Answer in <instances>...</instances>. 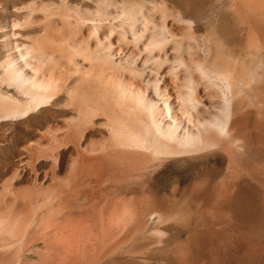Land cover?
Segmentation results:
<instances>
[{
  "label": "rangeland",
  "instance_id": "obj_1",
  "mask_svg": "<svg viewBox=\"0 0 264 264\" xmlns=\"http://www.w3.org/2000/svg\"><path fill=\"white\" fill-rule=\"evenodd\" d=\"M239 1L0 0V264H193L195 250L189 254L188 249L194 240L221 237L222 245L213 250L220 264H250L260 237L242 222L235 227L240 234L231 236L230 215L212 207L206 196L229 171L219 154L115 168L114 155L106 150L111 133L105 114L81 117V126L73 128L70 121L77 112L64 93L30 110L27 96L8 75L13 60L24 66L34 62L33 55L46 53V60L52 57L48 63L71 67L94 54L98 41L110 42L115 53L144 56L145 36L141 42L130 33L119 37L113 21L95 33L91 21L104 8L118 15L130 7L143 14L146 36L162 27L183 43L165 47L173 58L207 64L229 60L245 76L253 73L252 84L263 88L264 47L254 41L260 34L251 11L263 8L264 0ZM95 157L110 158V165L98 169V178L79 179L77 163ZM249 190L260 200L258 188ZM258 206L250 217L254 221L262 216V203Z\"/></svg>",
  "mask_w": 264,
  "mask_h": 264
},
{
  "label": "bare ground",
  "instance_id": "obj_2",
  "mask_svg": "<svg viewBox=\"0 0 264 264\" xmlns=\"http://www.w3.org/2000/svg\"><path fill=\"white\" fill-rule=\"evenodd\" d=\"M251 13L257 15L253 26L260 34L258 41H254L264 47V7L254 8ZM142 16L140 11L130 7H123L118 15L104 8L91 17V21L95 33L101 25L113 21L119 25V37L130 33L135 41L141 42L145 36L144 56L134 58L126 55L127 50L115 53L110 42L106 46L98 41L94 54L79 61L73 58L77 62L71 67L70 63L69 66L61 64V67L58 63H48L52 57L46 60L47 53L33 55L34 62L24 66L13 60L14 63H9V81L27 96L26 105L30 110L54 101L59 92L64 93L77 112V117L70 121L73 128L81 126V117L105 114L111 133L106 150L114 155L111 166L115 168H148L154 161L163 163L169 157L184 159L219 154L228 162L229 171L206 196L213 200H210L214 204L212 207L224 209L230 215L231 226H228L234 233L231 236L240 234L235 227L242 222L246 230L260 237L257 251L255 249L252 255L255 257H250L249 263L264 264V87L254 86L253 73L245 76L236 70L235 62L229 60H213L207 64L193 57L188 60L173 58L165 47L171 42L180 45L179 40L173 34L168 35L162 27L146 36L147 22ZM141 23L144 28L139 27ZM78 46L72 47L76 55L80 52ZM154 51L158 53L153 54ZM124 73L132 75L133 80H127ZM84 88L92 91L84 92ZM13 113L11 116L16 115ZM107 161L96 157L79 161L77 177H100L98 169L110 165V158ZM249 186L258 188L260 200L251 195L253 190L250 192ZM261 203L262 216L254 221L250 217ZM193 242L188 249L189 254L190 249L195 250L193 264H220V254L213 250L218 243L222 245V237L214 242L200 239ZM206 249L208 252L204 254ZM244 253L247 255V250Z\"/></svg>",
  "mask_w": 264,
  "mask_h": 264
}]
</instances>
